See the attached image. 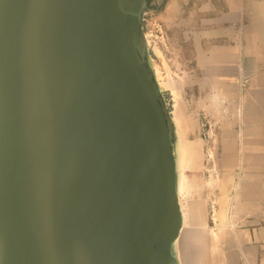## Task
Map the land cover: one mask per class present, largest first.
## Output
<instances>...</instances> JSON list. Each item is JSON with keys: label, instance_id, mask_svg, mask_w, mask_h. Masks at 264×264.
Instances as JSON below:
<instances>
[{"label": "water", "instance_id": "95a60500", "mask_svg": "<svg viewBox=\"0 0 264 264\" xmlns=\"http://www.w3.org/2000/svg\"><path fill=\"white\" fill-rule=\"evenodd\" d=\"M148 1L0 0V264H183L193 142Z\"/></svg>", "mask_w": 264, "mask_h": 264}, {"label": "rangeland", "instance_id": "374dc122", "mask_svg": "<svg viewBox=\"0 0 264 264\" xmlns=\"http://www.w3.org/2000/svg\"><path fill=\"white\" fill-rule=\"evenodd\" d=\"M156 1L161 6L147 9L144 20L152 63L169 108L189 127L193 194L209 193L213 214L210 193L225 185L221 173H254L251 153L259 157L255 172L264 173V88L251 75H232L226 65L225 72L217 71L220 58L235 54L231 46L237 37L228 28L225 35L215 21L224 8L221 0ZM255 19L264 17H247L244 26ZM228 150L231 162L225 164Z\"/></svg>", "mask_w": 264, "mask_h": 264}, {"label": "crops", "instance_id": "0c3cea01", "mask_svg": "<svg viewBox=\"0 0 264 264\" xmlns=\"http://www.w3.org/2000/svg\"><path fill=\"white\" fill-rule=\"evenodd\" d=\"M221 4L224 8L215 21L225 35L228 28V33L237 37L231 46L235 54L220 58L217 71L225 72L222 67L226 65L232 75L242 79L251 75L259 88H264V45L258 43L264 41V20L255 19L244 26L247 17H264V0H221ZM250 155L258 171L259 157ZM223 162H231L229 150ZM255 170L221 173L225 185L216 194L210 193L215 202L213 214L209 193L194 196L189 249L187 252L186 235L183 264H264V173Z\"/></svg>", "mask_w": 264, "mask_h": 264}, {"label": "trees", "instance_id": "16d2710c", "mask_svg": "<svg viewBox=\"0 0 264 264\" xmlns=\"http://www.w3.org/2000/svg\"><path fill=\"white\" fill-rule=\"evenodd\" d=\"M160 6H159V4H158V2L156 0H149L147 9H157Z\"/></svg>", "mask_w": 264, "mask_h": 264}]
</instances>
